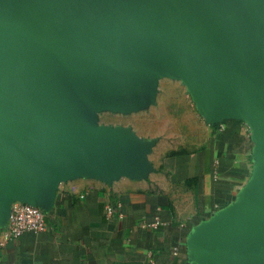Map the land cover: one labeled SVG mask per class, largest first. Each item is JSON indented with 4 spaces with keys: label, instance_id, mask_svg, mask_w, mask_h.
<instances>
[{
    "label": "water",
    "instance_id": "95a60500",
    "mask_svg": "<svg viewBox=\"0 0 264 264\" xmlns=\"http://www.w3.org/2000/svg\"><path fill=\"white\" fill-rule=\"evenodd\" d=\"M163 76L260 132L252 188L192 241L207 264H264V0H0V225L68 177L146 170L149 144L98 115L145 107Z\"/></svg>",
    "mask_w": 264,
    "mask_h": 264
},
{
    "label": "crops",
    "instance_id": "0c3cea01",
    "mask_svg": "<svg viewBox=\"0 0 264 264\" xmlns=\"http://www.w3.org/2000/svg\"><path fill=\"white\" fill-rule=\"evenodd\" d=\"M119 114L136 118L100 124L147 142L146 170L61 180L39 205L45 229L0 247V264H207L192 240L252 188L260 132L239 118L212 121L186 82L172 76L158 80L151 103Z\"/></svg>",
    "mask_w": 264,
    "mask_h": 264
},
{
    "label": "built area",
    "instance_id": "2783aa9c",
    "mask_svg": "<svg viewBox=\"0 0 264 264\" xmlns=\"http://www.w3.org/2000/svg\"><path fill=\"white\" fill-rule=\"evenodd\" d=\"M107 211L113 206L107 205ZM159 224L155 222L154 225ZM45 229V213L37 205L15 201L11 205L10 214L4 225H0V247L20 236L25 231H42Z\"/></svg>",
    "mask_w": 264,
    "mask_h": 264
},
{
    "label": "rangeland",
    "instance_id": "374dc122",
    "mask_svg": "<svg viewBox=\"0 0 264 264\" xmlns=\"http://www.w3.org/2000/svg\"><path fill=\"white\" fill-rule=\"evenodd\" d=\"M135 118H136V114L135 115H122V114H119V112H113L110 110L101 111L98 115L99 123L108 122V121L129 123L131 121H134Z\"/></svg>",
    "mask_w": 264,
    "mask_h": 264
}]
</instances>
